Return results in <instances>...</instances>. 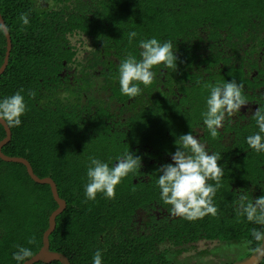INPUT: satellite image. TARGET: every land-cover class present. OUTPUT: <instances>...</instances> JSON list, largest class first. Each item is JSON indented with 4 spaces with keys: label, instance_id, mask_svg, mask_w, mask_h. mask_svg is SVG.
<instances>
[{
    "label": "trees",
    "instance_id": "16d2710c",
    "mask_svg": "<svg viewBox=\"0 0 264 264\" xmlns=\"http://www.w3.org/2000/svg\"><path fill=\"white\" fill-rule=\"evenodd\" d=\"M38 2L0 0L11 41L0 98L23 90L27 105L1 150L27 159L38 177H50L66 203L50 249L70 264H92L97 250L103 264H176L171 252L197 239L246 241L256 250L261 241L252 232L260 226L247 221L238 204L242 195L249 201L264 195V153L246 143L258 131L255 109L264 108V0ZM130 31L137 33L131 43ZM151 37L172 42L177 66H154L153 84L126 97L119 64L128 55L139 59L138 41ZM5 53L0 26V66ZM231 80L247 103L226 115L213 138L202 121L205 100L211 86ZM198 131L207 150L221 156L217 214L171 218V205L159 196L158 169L172 162L181 135ZM4 136L0 124V140ZM127 151L140 157L139 170L121 180L114 198L97 193L87 200L89 159L114 162ZM56 207L48 184L34 182L23 164L0 159V264H16L17 245L33 255L39 250Z\"/></svg>",
    "mask_w": 264,
    "mask_h": 264
},
{
    "label": "clouds",
    "instance_id": "9594fccd",
    "mask_svg": "<svg viewBox=\"0 0 264 264\" xmlns=\"http://www.w3.org/2000/svg\"><path fill=\"white\" fill-rule=\"evenodd\" d=\"M24 25L29 23L26 15L21 16ZM137 33L130 31L128 40L131 43ZM139 59L128 55L119 64L118 82L122 95L135 98L142 94V87L152 85L156 78L154 66L163 64L165 68H176L178 57L175 54L171 41H159L155 37L138 41ZM23 90L10 96L0 98V122L5 126H21V117L27 110ZM31 95V94H30ZM242 86L231 80L223 84L210 87L209 95L205 100L206 111L202 113V121L211 137L217 136V131L223 126L226 115L237 113L246 105ZM258 131L246 137L250 149L264 153V108H256L253 113ZM178 145L171 154V163L161 165L156 181L160 199L171 205V214L193 221L202 219L206 215L215 216L217 208L213 203L220 179L224 175L222 165L218 164L220 153L209 152L206 145L192 133H185L175 143ZM111 164V166H110ZM140 157L132 152L122 153L114 162H104L91 157L86 170L87 182L84 185V196L87 200H95L97 193L112 199L115 197L116 186L129 173L139 170ZM209 180L215 184L208 183ZM238 211L247 221L259 225L254 229L252 236L257 241H264V195L249 201L241 196ZM29 240V243H33ZM33 256V251L21 245L16 246L12 259L16 264H26ZM92 264H103L100 250L92 257Z\"/></svg>",
    "mask_w": 264,
    "mask_h": 264
},
{
    "label": "water",
    "instance_id": "95a60500",
    "mask_svg": "<svg viewBox=\"0 0 264 264\" xmlns=\"http://www.w3.org/2000/svg\"><path fill=\"white\" fill-rule=\"evenodd\" d=\"M4 32L6 34V53L3 59V63L0 66V74H2V72L5 70L7 66L8 57L11 48V41L9 38V34L7 33L6 30H4ZM0 124L2 125L5 131L4 138L0 140V159H2L5 162H17L23 164L26 168L27 174L34 182L39 184L49 185L53 199L57 204V207L51 212V214L48 217V227L42 234L41 247L31 258H29L26 264H34L37 262L49 263L51 261H59L61 264H70L68 258L64 254L50 250V245H49V235L52 233V231L55 228V219L64 210V208L66 207V203L62 198L59 197L56 184L50 177H42V178L38 177L34 173L27 159L19 156H8L2 152L1 150L2 147L6 145L11 139V131L10 128L5 126L4 123L0 122ZM263 259H264V241H261L258 248L253 253L244 257L239 261L234 262L233 264H260Z\"/></svg>",
    "mask_w": 264,
    "mask_h": 264
},
{
    "label": "rangeland",
    "instance_id": "374dc122",
    "mask_svg": "<svg viewBox=\"0 0 264 264\" xmlns=\"http://www.w3.org/2000/svg\"><path fill=\"white\" fill-rule=\"evenodd\" d=\"M32 5L39 4L38 0H31ZM40 5H47L41 1ZM39 6V5H38ZM249 243L246 241L219 243V242H200L189 251L177 256L171 252L169 258L178 259L183 264H225L236 261L249 251Z\"/></svg>",
    "mask_w": 264,
    "mask_h": 264
},
{
    "label": "flooded vegetation",
    "instance_id": "af4514ba",
    "mask_svg": "<svg viewBox=\"0 0 264 264\" xmlns=\"http://www.w3.org/2000/svg\"><path fill=\"white\" fill-rule=\"evenodd\" d=\"M29 1V0H28ZM31 1V0H30ZM33 4V3H32ZM2 22V23H1ZM3 24V25H2ZM0 26H1V29H2V32H3V34H4V36H5V39H6V34H5V32H4V30H6V27H5V24H4V21H3V18H2V16H1V14H0ZM7 31V30H6ZM7 33H8V31H7ZM197 134H193L194 136H196L197 138H198V136H199V134H201V132H196ZM199 139V138H198ZM202 142V141H201ZM203 143V142H202ZM204 144L206 145V148L209 150V148H208V145L204 142ZM143 215V214H142ZM169 217H171V218H175L176 216L175 215H172L171 214V212L170 213H168L167 214ZM141 218H142V216H139V218H138V222L141 220ZM214 241H216V242H219V243H230V242H241V241H224V240H219V239H214V240H211V239H197L196 241H193V242H189V243H187L186 245H184V246H182L184 249H182V248H177L179 251H178V253H176L175 255H176V258H178L177 256H179L180 254H183V253H185V252H187V251H189V249L191 248H193L196 244H199L200 242H214ZM41 247V246H40ZM257 249V248H256ZM51 250V249H50ZM54 251V250H53ZM172 251H175L174 249L172 250ZM255 251V250H254ZM254 251H250V249H249V251L247 252V253H245V256H243L242 258H240V259H238V260H236V261H239V260H241V259H243L244 257H246V256H248V255H250L251 253H253ZM58 252V251H57ZM61 253V252H60ZM176 258H174L173 259V262H174V260H176V264H183L182 262H179V260L178 259H176ZM236 261H233V262H231V263H225V264H233L234 262H236ZM51 262H53V261H51ZM51 262H49V263H51ZM37 263H39V262H37ZM41 263H43V262H41ZM34 264H36V263H34ZM46 264H48V263H46ZM205 264V263H204Z\"/></svg>",
    "mask_w": 264,
    "mask_h": 264
}]
</instances>
